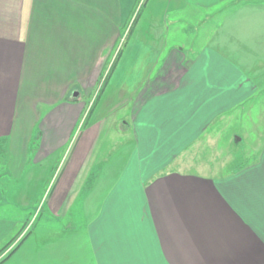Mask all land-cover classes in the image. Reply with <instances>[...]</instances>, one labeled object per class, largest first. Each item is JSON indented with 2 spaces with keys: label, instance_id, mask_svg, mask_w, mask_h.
Wrapping results in <instances>:
<instances>
[{
  "label": "crops",
  "instance_id": "obj_1",
  "mask_svg": "<svg viewBox=\"0 0 264 264\" xmlns=\"http://www.w3.org/2000/svg\"><path fill=\"white\" fill-rule=\"evenodd\" d=\"M176 1L179 8H168L174 17L163 27L165 37L173 41L180 40V23L188 24L185 13L194 14L198 23L200 10L225 2ZM135 2L0 0V150L5 165L18 176L27 164H42L65 150L63 158L70 156L68 177L50 195L51 199L58 189L59 206L73 182L69 174L81 172L99 126L95 121L75 138L88 106L80 93L90 97L110 74L121 52L115 51L120 30ZM189 3L196 8H183ZM235 13L240 26L250 28L254 23L264 30V8ZM208 19L205 15L202 21ZM166 49L161 50L159 82L143 85L133 105L131 124L141 147L137 153L144 152L139 163L151 153L147 142H190L225 109L257 91L255 82L218 53L190 61L186 69L183 48L173 44L169 52ZM208 65L214 66L217 76L206 75ZM221 72L226 73V84ZM150 101L157 106L149 107ZM259 121L257 125L264 126V118ZM256 133L254 161L224 176L164 169L151 177L157 172L153 169L160 170L168 160H156L155 168L145 172L136 169L134 153L130 162L136 170L128 166L119 182L110 185L86 227L82 264H264V129ZM186 144L175 147L181 151ZM68 167L64 165V170ZM54 202L49 203L53 209ZM70 261L68 256L66 263Z\"/></svg>",
  "mask_w": 264,
  "mask_h": 264
},
{
  "label": "rangeland",
  "instance_id": "obj_2",
  "mask_svg": "<svg viewBox=\"0 0 264 264\" xmlns=\"http://www.w3.org/2000/svg\"><path fill=\"white\" fill-rule=\"evenodd\" d=\"M177 4L176 0H136L128 24L120 30L122 37L115 51L121 52L110 74L108 72L102 78L90 97L80 93L81 102L88 106L79 121L75 138L95 121H99V126L92 137V152L81 164V172L69 174L73 188L69 186L64 191L69 192L64 203L58 205V189L51 199L50 195L68 174L70 156L63 158L65 150L50 156L42 164H27L22 176L10 172L0 150V264H67L68 256L70 264H82V257L86 255L82 252L86 227L110 185L119 182L128 166L135 169L133 161L130 162L134 153L136 169L145 172L155 168L156 160H168L160 170L153 169L157 172L151 173V177L164 169L224 176L226 171L237 169L254 158L258 148L256 132L264 129L257 125L264 118V30L254 23L250 28L240 26L235 22L238 17L235 12L242 8H264L261 7L264 0H225L209 6L210 10H200L198 23L194 14L184 12L188 24L180 23V40L173 41L171 36L165 37L163 27L174 17L168 13V8H179ZM183 8L196 7L189 3ZM205 15L209 19L202 21ZM225 17L226 24L223 25ZM187 25L191 29H187ZM163 38L167 41L166 46ZM126 44L129 50L122 58ZM173 44L183 48L187 59L184 68H190L188 63L191 65L190 61L195 59L208 60L212 51L255 82L257 91L244 102L225 109L194 140L184 142L187 143L184 150L175 147L184 145L183 142L175 145L169 141L147 142L145 145H150L151 153L141 157L139 163L137 159L144 152L137 153L141 147L131 124L135 113L133 105L143 85L159 82L157 77L164 57L161 50L167 48L164 51L167 53ZM213 69L214 66H206V75L217 76ZM220 78L226 84V73L221 72ZM185 81L191 80L186 77ZM148 106L154 108L157 102L150 101ZM152 119L155 116L152 115ZM64 165L68 167L67 171ZM135 174L140 177L138 171ZM52 200L55 201L54 209L49 206ZM9 246L11 248L7 250Z\"/></svg>",
  "mask_w": 264,
  "mask_h": 264
},
{
  "label": "trees",
  "instance_id": "obj_3",
  "mask_svg": "<svg viewBox=\"0 0 264 264\" xmlns=\"http://www.w3.org/2000/svg\"><path fill=\"white\" fill-rule=\"evenodd\" d=\"M106 77V76H105ZM106 81V79H104V82ZM254 161V158H251L250 160H247V161H245V164H243L242 166H245V165H248V164H250V163H252ZM241 167V166H240ZM13 251V249L11 250V252ZM10 252V253H11ZM6 257V256H5Z\"/></svg>",
  "mask_w": 264,
  "mask_h": 264
}]
</instances>
